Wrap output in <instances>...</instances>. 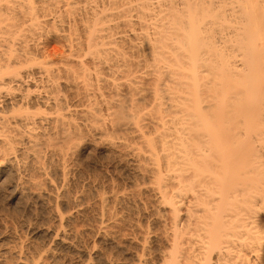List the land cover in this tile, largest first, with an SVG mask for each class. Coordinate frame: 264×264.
I'll list each match as a JSON object with an SVG mask.
<instances>
[{
	"label": "bare ground",
	"instance_id": "1",
	"mask_svg": "<svg viewBox=\"0 0 264 264\" xmlns=\"http://www.w3.org/2000/svg\"><path fill=\"white\" fill-rule=\"evenodd\" d=\"M45 33L68 55L54 59L34 42ZM77 47L92 54V74ZM126 48L147 50L155 66L135 69ZM79 78L112 93L85 94L86 115L109 120L94 133H127L109 145L139 170L133 190L79 181ZM147 79L148 103L125 99ZM0 189L48 214L39 225H0V264H263L264 0H0ZM120 234L126 263L84 240L109 246Z\"/></svg>",
	"mask_w": 264,
	"mask_h": 264
},
{
	"label": "rangeland",
	"instance_id": "2",
	"mask_svg": "<svg viewBox=\"0 0 264 264\" xmlns=\"http://www.w3.org/2000/svg\"><path fill=\"white\" fill-rule=\"evenodd\" d=\"M50 28V27H49ZM51 30V29H50ZM49 29H45V32L47 31H50ZM53 30V29H52ZM45 34H47V33H45ZM44 35V34H43ZM46 36V37H45ZM45 36H42V37H44V38H42L41 37V40H40V42H39V40H38V38H35V37H33L35 40H34V42L36 43V41L38 42V43H36V44H38L40 47H41V45H45V46H47L46 47V49H48V52L50 51V53H53L52 55L54 56V59L56 58V59H62L63 57L62 56H67L68 55V52H67V47H66V43L65 42H58V41H55V40H53V39H51V36L50 35H45ZM48 36H50V37H48ZM49 38V39H48ZM39 43H42L41 45L39 44ZM63 47V48H62ZM66 47V48H65ZM54 49V50H53ZM62 49H64V50H62ZM82 49V48H81ZM142 48H140L139 50H130V49H123L124 50V52H125V57H124V59H127L128 61H131V62H133L134 61V63L135 64H137V63H139L141 66H137L136 65V68L135 69H138L137 67H139V70H140V72H143L144 70L146 71V69H151L152 67H151V65H152V63L154 64V60L153 59H151V57H150V54L147 52V50H145V49H142ZM77 53L79 52V47H77ZM82 50H85V49H82ZM121 52H122V49H119ZM139 51V52H138ZM60 52V53H59ZM66 53V54H65ZM80 55H81V57L82 56H85L86 57V55L88 54L89 56H91V58H92V54H89V53H87V54H85L86 53V51H84V53H82V51L80 50ZM123 53V52H122ZM58 54H60V55H58ZM84 54V55H83ZM124 54V53H123ZM80 55L79 54H77V56L79 57H77V60L78 59H80ZM89 56H87L86 58H87V60H85L86 58H84L83 57V61L85 60V62L86 63H88L89 61H90V59L88 60V57ZM127 57V58H126ZM90 58V57H89ZM133 60V61H132ZM153 60V61H152ZM57 61H59V60H57ZM140 61V62H139ZM145 62V63H144ZM134 63H132L133 65H134ZM151 63V64H150ZM165 63V62H164ZM90 64H91V62H90ZM89 63L88 64H86V68H89L90 69V71H91V74L94 72L93 71V66H92V64L90 65ZM138 64V65H139ZM162 65H164V66H167L166 64H163L162 63ZM154 66H155V64H154ZM133 67H135V66H132L131 67V69L132 70H135ZM140 67H141V69H140ZM105 72V73H104ZM102 71V73H98V76H100V77H103L104 76V78H106L105 76H107L106 74H108V73H106V72H108V71ZM93 77V75L91 76V78ZM109 78V77H108ZM110 80H111V77L109 78ZM83 80V79H82ZM82 80L79 78V80H77L78 81V83H77V125H78V127H79V135H81V138H80V136H79V141L77 142L78 144H80V146H82V147H84V151H83V153H81L79 156H78V158H77V160L79 161V162H77L76 161V163L78 164V163H80L79 165H75V168H78V169H76V171L77 170H79L80 169V171L82 170V172H79V171H77V174H78V172L80 173L78 176H79V179L80 178H82V175H83V178H84V180H83V178L82 179H80L79 181H83V183H85L86 182V184H90V185H88L89 186V188H92V189H97V186L98 187H100V188H98V191L99 192H101L102 190H104V189H109V187H110V189H111V187L112 188H114V187H116V188H114V189H116V190H118V189H120V188H124L125 190H128V189H130V188H132V190H133V188H135V186L136 185H134V186H132L134 183H136V180L137 179H140V173H137L139 170H137V169H135V168H137V167H135V164H133V162L131 163V159L128 157V156H126V154H123V151H120L119 149L117 150V148L116 147H110V145H109V142L110 143H115V142H118L119 141V139L121 138H125V135L127 134L124 130H122V131H120V130H114L113 131V128H110V125H105V126H107V131H106V134L104 133V134H102V136L98 133V131L97 132H95L94 133V130H92V128H94V127H98L100 124H110L109 123V120H107V122H106V120H102V121H105V122H102L101 120V122H97V121H95V123H94V120L93 121H91L90 119H91V116H89V115H86L87 114V110L90 108L91 109V105H92V102L93 101H88V100H86L85 99V94H87L89 97L91 96H93V99H94V95H96V92H98V94L100 95V94H103L104 95V97L105 98H107V99H109L110 98V96L112 95V93H111V95H110V90H109V87H105V86H102V87H98L99 86V84L98 85H95V80H94V78H92V80H94V81H92L91 79V81H89V82H92L91 84H89V87L91 86V85H93V83H94V87L92 86V88L90 89L89 87H88V89L82 84ZM148 80V79H147ZM147 80H146V84H144V86H142V88L144 89H142L141 88V90H143V91H139V93L137 94V92L135 93H130V98H129V94H127L126 96H128V97H125V99L127 98L128 100H132V99H137L138 97H140V98H143V97H147V94L149 95L150 94V91H149V89L150 88H152V85H153V83H151L149 80H150V78H149V80H148V82H147ZM80 83H81V85H80ZM150 83V84H149ZM97 84V83H96ZM101 84V83H100ZM81 87V88H80ZM96 87V88H95ZM99 88V89H98ZM101 88V89H100ZM84 89V90H83ZM96 89H98V90H96ZM104 89V90H103ZM146 89H147V91H146ZM86 90L88 91V92H86ZM90 90H92V91H90ZM94 90H95V92H94ZM102 90V91H101ZM151 90V89H150ZM149 91V92H148ZM83 92V93H82ZM85 92V93H84ZM147 92V93H146ZM91 95H90V94ZM93 93V94H92ZM146 95H145V94ZM97 94V95H98ZM133 94H134V96H133ZM136 94V95H135ZM139 94H142L141 96L139 95ZM82 95H83V97L84 98H82ZM96 95V97L95 98H97L98 99V97L99 96H97ZM76 96V95H75ZM74 96V97H75ZM81 96V97H80ZM132 98V99H131ZM82 99H85V101L84 100H82ZM92 99V100H93ZM123 99H124V97H123ZM126 99V100H127ZM145 99V98H144ZM148 97H147V103H148ZM75 99H73V101H74ZM142 100V99H141ZM140 100V101H141ZM87 101V102H86ZM144 101H146V100H143V102L141 101V104L143 103L144 105L146 104V102H144ZM90 104H89V103ZM140 103V102H139ZM89 104V105H88ZM94 104V103H93ZM141 104H138L137 103V106L136 107H141L142 105ZM139 105H141V106H139ZM143 105V106H144ZM98 106L100 107L101 105H99L98 104ZM142 106V107H143ZM102 108H103V106H102ZM89 109V110H90ZM149 108L147 107V110H148ZM143 111H146L145 109L143 110ZM142 111V112H143ZM85 112V113H84ZM84 113V114H83ZM81 114V115H80ZM102 115H104L103 117H101ZM106 113L103 111L102 113H101V116H100V118H102V119H105L106 118ZM86 118V119H85ZM88 118V119H87ZM146 121H148L147 119L143 122L144 124H146V125H148V126H154V125H152V123L149 125ZM80 122V123H79ZM87 122V123H86ZM149 122V121H148ZM92 123V124H91ZM98 123H99V125H98ZM150 123V122H149ZM85 125V126H84ZM90 126H93V127H90ZM99 127H101V126H99ZM88 128V129H87ZM110 128V129H109ZM150 129H151V127H149ZM90 131V132H89ZM89 132V133H88ZM92 132V133H91ZM110 132H113V133H110ZM128 132V131H127ZM120 133H121V135H120ZM126 133V134H125ZM83 134V135H82ZM113 134H115V135H113ZM122 134H123V136H122ZM95 136V137H94ZM104 136V137H103ZM119 136V137H118ZM93 137V138H92ZM118 137V138H117ZM104 138V139H103ZM107 139V140H106ZM123 140V139H122ZM80 142V143H79ZM95 142V143H94ZM125 153V152H124ZM127 158V159H126ZM85 170V171H84ZM137 171V172H136ZM86 172V173H85ZM81 173H82V175H81ZM131 173V174H130ZM137 173V174H136ZM138 174H139V176H138ZM81 175V176H80ZM91 175L93 176V177H91ZM89 176V177H88ZM136 176H138V177H136ZM98 177V178H97ZM88 178L91 180V181H94L95 182V184H94V182L92 183V182H90V180L88 181ZM96 178H97V180H99V181H96ZM137 178V179H136ZM93 179V180H92ZM86 180V181H85ZM100 180H101V183H100ZM81 181V182H82ZM106 181V182H105ZM138 181H140V180H137V183H138ZM97 182H99V183H97ZM113 182V183H112ZM104 184V186L102 187L101 186V184ZM107 183V184H106ZM136 183V184H137ZM96 186H94V185ZM102 184V185H103ZM112 185V186H111ZM119 185V186H118ZM91 186V187H90ZM109 186V187H108ZM114 186V187H113ZM126 186V187H125ZM130 186V187H129ZM132 186V187H131ZM105 187V188H104ZM103 188V189H102ZM118 188V189H117ZM127 188V189H126ZM99 189H102L101 191L99 190ZM122 189H120V190H122ZM119 190V191H120ZM131 190V189H130ZM5 196H4V195ZM4 196V197H3ZM2 198V199H1ZM28 199V200H27ZM35 198H33V197H31V196H29V197H26L24 200H26V201H24V200H22V201H19V202H17V204L15 203H12V202H10L9 200H8V198H7V195L5 194V193H3L2 192V190L0 189V220L2 221V219H3V221L1 222L0 221V225H2V224H7V225H9L10 227H13L14 228V225H16V226H19V225H21L23 222H25L26 224L27 223H35V224H41V223H46L48 220H47V218H44V217H47L46 216V208H45V205H43L42 203L40 204V202L37 200V199H35ZM33 200V201H32ZM32 201V202H31ZM4 202V203H3ZM23 202H26V203H23ZM9 203V204H8ZM23 203V204H22ZM8 204V205H7ZM20 204V205H19ZM22 204V205H21ZM28 204V205H27ZM34 207H33V206ZM22 206V207H21ZM6 208V209H5ZM17 208V209H16ZM22 208H23V211H21L22 210ZM29 208V209H28ZM34 208V209H33ZM8 209V210H7ZM12 209V210H11ZM20 209V210H19ZM39 209H42V210H39ZM32 210V211H31ZM92 209L91 208H89L88 210H87V212H86V214H85V212H84V214H85V216H87L86 218L84 217V215L83 216H81V217H79L78 218V221H77V223H79L80 221L82 222H84V219H85V222H87L89 219H92V217L94 216V214L92 213V212H90ZM4 211V212H3ZM9 211V212H8ZM34 211V212H33ZM20 212H21V214H20ZM41 212V213H40ZM127 212V210H125V213ZM133 212V211H132ZM135 212V211H134ZM142 212V211H141ZM12 215H11V214ZM28 215H27V214ZM37 213H38V215H37ZM40 213V214H39ZM130 213H131V211H130ZM136 213V212H135ZM135 213H133L134 215H131L130 217L131 218H133L134 216H135ZM5 214V215H4ZM92 214H93V216H92ZM138 214V213H137ZM136 214V215H137ZM141 213H139L138 215H140ZM3 215V216H2ZM48 215V214H47ZM2 216V217H1ZM15 216V217H14ZM38 216H39V218H38ZM88 216H91V218L89 217L88 218ZM6 217V218H5ZM9 217V218H8ZM18 217V218H17ZM26 217V218H25ZM42 217H43V219H42ZM84 217V218H83ZM136 217H138V216H136ZM15 218V219H14ZM83 220H82V219ZM88 218V219H87ZM135 218V217H134ZM7 219L9 220V221H7ZM13 219V220H12ZM21 219V220H20ZM24 221H23V220ZM87 219V220H86ZM139 219H140V216H139ZM30 220V221H29ZM45 220H46V222H45ZM145 219L144 218H142L141 217V223H143L144 222V225H146L145 224V222H146V220L144 221ZM14 221H16V222H14ZM23 221V222H22ZM28 221V222H27ZM44 221V222H43ZM5 222V223H4ZM38 222V223H37ZM80 222V223H81ZM84 222V223H85ZM9 223V224H8ZM79 223V226L81 225V224H83V223H81L80 224ZM18 224V225H17ZM85 225H86V223H85ZM143 225V224H142ZM16 226H15V228H16ZM77 225H75V227H76ZM78 226V227H79ZM82 226V225H81ZM87 227V226H86ZM82 228V227H81ZM78 229V228H77ZM86 229V228H85ZM18 231H21V232H18ZM24 232H23V234H19V233H22V230H20V229H17V233L19 234V236H18V234H17V236L18 237H20V235H21V240H26V242L28 243V244H30L31 246H34V245H38V244H42V238L41 237H38L37 239L34 237H32L31 236V234L30 235H26V233H25V230H23ZM25 233V234H24ZM88 233V232H87ZM125 233H127V232H125ZM89 234V236H91L90 235V233H88ZM124 234V233H123ZM26 235V236H25ZM29 236V237H28ZM26 239H25V238ZM88 237V236H87ZM87 237H84V240L86 241V242H88V243H90V244H92V243H94V244H97L96 246H98L100 249H101V247H102V249H104V250H106V251H108L109 249H110V251L109 252H113V253H115L116 252V257L118 256V258L119 259H123L124 258V260H125V263H126V260L128 261L129 259H130V249H131V247H129L130 245L129 244H127V245H129L128 246V248H127V245H126V243H128V241H126V243H125V241H123V239H120V238H122L121 237V234H120V237H119V235H118V237H116L115 238V243H113L112 245H107L106 246V244H104L102 241H101V239L100 238H98L97 239V237L95 236V235H92V237H91V239L88 237V239H87ZM94 237V239L92 240V238ZM33 238V239H32ZM119 240H118V239ZM28 239H30V240H28ZM34 239H36V240H34ZM41 240V241H40ZM118 240V241H117ZM122 240V241H121ZM38 241V242H37ZM91 241H93V242H91ZM40 242V243H39ZM121 242V244L122 245H117L118 243H120ZM32 243V244H31ZM103 243V244H102ZM34 244V245H33ZM247 244V243H246ZM101 245H104V246H101ZM115 245H117L118 246V249H117V246L115 247ZM126 245V246H125ZM101 246V247H100ZM111 246V247H110ZM115 248H114V247ZM123 246H124V248H123ZM242 246V247H241ZM243 246H244V248H243ZM247 248H248V245L246 246ZM246 247H245V245H243V243H241V245H240V247L239 248H243L242 250H240V251H242L241 253L243 254L244 252V255H245V257H249L250 255H249V253H248V250L246 249ZM106 248V249H105ZM130 248V249H129ZM239 248H238V251H239ZM101 249V250H102ZM124 249V250H123ZM128 249V250H127ZM103 251V250H102ZM124 253V254H123ZM118 254V255H117ZM234 254V253H233ZM129 255V256H128ZM121 257V258H120ZM249 261H251L252 263L251 264H253V261H252V257L250 256L249 258H247ZM73 260V259H72ZM75 260L76 259H74V261H72V263L73 262H75ZM124 260H122V261H124ZM130 261V260H129ZM128 261V262H129ZM128 262H127V264H128ZM130 263V262H129ZM74 264V263H73ZM263 264H264V256H263Z\"/></svg>",
	"mask_w": 264,
	"mask_h": 264
}]
</instances>
